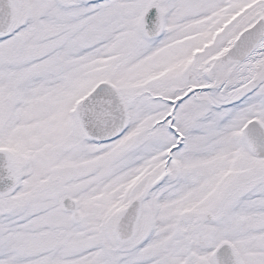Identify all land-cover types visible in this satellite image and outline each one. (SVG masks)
Here are the masks:
<instances>
[{
    "label": "snow or ice",
    "instance_id": "6c2138e0",
    "mask_svg": "<svg viewBox=\"0 0 264 264\" xmlns=\"http://www.w3.org/2000/svg\"><path fill=\"white\" fill-rule=\"evenodd\" d=\"M0 264H264V0H0Z\"/></svg>",
    "mask_w": 264,
    "mask_h": 264
}]
</instances>
